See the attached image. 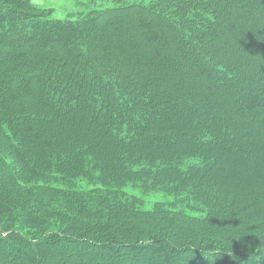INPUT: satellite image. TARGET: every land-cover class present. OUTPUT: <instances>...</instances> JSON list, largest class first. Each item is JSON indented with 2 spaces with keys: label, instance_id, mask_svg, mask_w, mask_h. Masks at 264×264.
<instances>
[{
  "label": "trees",
  "instance_id": "1",
  "mask_svg": "<svg viewBox=\"0 0 264 264\" xmlns=\"http://www.w3.org/2000/svg\"><path fill=\"white\" fill-rule=\"evenodd\" d=\"M147 1L72 19L0 0V264H264V150L237 145L264 143V0ZM134 72H157L169 96ZM182 107L202 121L187 126ZM150 132L192 136L174 150ZM228 159L246 176L226 174ZM127 186L169 202L147 209ZM83 241L86 258L68 252Z\"/></svg>",
  "mask_w": 264,
  "mask_h": 264
},
{
  "label": "rangeland",
  "instance_id": "2",
  "mask_svg": "<svg viewBox=\"0 0 264 264\" xmlns=\"http://www.w3.org/2000/svg\"><path fill=\"white\" fill-rule=\"evenodd\" d=\"M128 1H135L137 3L142 4L146 0H128ZM238 1H243V0H238ZM147 2H149V0ZM166 2H168V0H166ZM174 2H176V1H174ZM31 3H32L33 7H35L36 9L45 11L46 13H50L54 17L76 19V18H80L81 15H87V14L94 12V11H97V10L99 12L100 10L104 11V9H112L115 7L117 2H116V0H31ZM131 3H133V2H131ZM151 5H152V2H151ZM172 6H174V5H172ZM244 12H248V11L244 10ZM143 13H144L145 19L150 20L158 30L161 29L162 30L161 32H164L163 36L170 38V40L172 41V44H171L172 47H174V48L177 47L179 49V51L182 52V54L189 51V49L191 50V47H189L190 45L188 44L189 42L183 41V37H182L180 30H178L175 26H173L172 21L169 18H166V19L159 18L154 12H152L150 10H144ZM256 13H257V16H260L259 13L261 14L262 10L260 9ZM223 14L225 15L226 18L231 15L232 19L235 16H237L238 15V8H237L236 3L234 4L232 11L229 9H226L225 11H223ZM127 15H129L127 17H130L129 25H131L133 27V33H134L133 35L137 36L139 38V40L143 42V44L145 45V50L147 52H149V54H154L155 52H157V42L148 41L149 37L146 35V31L141 26H139L137 24V20H135L136 15L133 13H130V12L127 13ZM170 25L173 26L174 29ZM188 25L189 24H186L185 26L188 27ZM226 28H227V25L225 24L223 26V29H226ZM184 36H187V35L185 34ZM163 40H164V38L162 40L158 41V44L163 43ZM202 44L203 43H201L200 45H202ZM200 45H198L199 46L198 48L195 47V50L193 52H195L196 54L202 52V50H199L201 48ZM197 62H199V59ZM199 65H202L201 62H199ZM239 70H240L239 68L238 69L235 68L234 72L239 73ZM135 75L138 76V78H136L135 81L141 82L140 83V84H142L141 86H143V89H145L146 91L157 94V92H159L160 89H162V90L166 91L165 94H167L169 96V94H170L168 92L169 89L166 88L165 86H162V82L160 81V79L157 78V72H155L153 74L151 73V74H144V75H142L141 73L140 74L135 73ZM36 86H37L36 84H32L30 87L34 91L37 88ZM221 89L227 90L228 89L227 84L221 83ZM170 103L173 104V102H170ZM195 109L197 112H194V110H193V112H190L187 109L185 110L182 107L181 114L184 117L183 122H185V124L187 126L194 125V124H196V122L202 121V116L200 114L201 112L198 111L199 108H195ZM83 114H85V112ZM212 115L213 114L211 113V115L208 114V115H206V117L207 116L209 117ZM179 118L181 119L180 116H179ZM83 121H84L83 122V126H84L85 120L83 119ZM158 133L157 132H150L149 134H147L145 136V140H146L145 143L149 146H155V147L158 144L163 143L164 145H166V146L169 145L172 149L177 150L179 145L188 144V142L191 140V136H192V133H186V137L184 135L179 136L178 134H174L171 132H169L165 136L163 135V133H162V136H159ZM225 134L232 136V135H235V133H234V131H230L229 129L225 133L223 132L222 140H224V141H223L221 147L227 149L228 146L230 145V143H232L231 141L235 140V139H229L231 137H229V136L226 137ZM235 136H237V135H235ZM226 138H228V139H226ZM237 145L244 148L243 152L245 153L244 154L245 158L251 157L252 154H253V156H256L255 154L257 151H260V154H262L263 151L261 149L263 148V150H264V143L262 141L252 140L251 138H249L247 136H245V138L243 137L242 142L237 143ZM183 149H186V148H183ZM230 158H231V156H230ZM226 161L227 160H225L223 162V164L225 165V166L223 165V167L226 170V174L227 173L231 174L233 171H235L238 174L241 173L242 175L246 176V173L243 172L244 170L242 168H240L241 170H239V168L233 169L234 165L232 164L231 159H228V162H226ZM232 169H233V171H232ZM233 175H235L234 172H233ZM125 189L127 191H130V193H133L132 191H134L137 194H139V196L142 197L141 200L145 202L144 205H146L147 209H152L157 202L166 201L167 199L169 202V198H166L161 192H159L157 190H151V191L145 192V191H142L140 189H136V188L128 187V186ZM85 249L92 250V246L87 241H83L82 245H77V247L71 246V248H69L68 252L69 253H75L76 252L77 254L82 255L81 258H86V256L83 255V251H86ZM97 255H100V254L97 253ZM129 257H131V255L127 254L128 259H129Z\"/></svg>",
  "mask_w": 264,
  "mask_h": 264
}]
</instances>
